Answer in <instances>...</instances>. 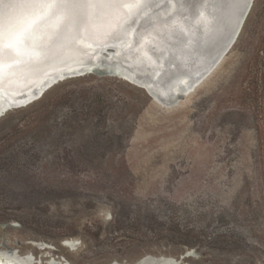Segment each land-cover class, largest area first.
I'll use <instances>...</instances> for the list:
<instances>
[{"label": "rangeland", "instance_id": "1", "mask_svg": "<svg viewBox=\"0 0 264 264\" xmlns=\"http://www.w3.org/2000/svg\"><path fill=\"white\" fill-rule=\"evenodd\" d=\"M0 242L32 264L189 249V264H264V0L172 107L87 74L1 118Z\"/></svg>", "mask_w": 264, "mask_h": 264}, {"label": "bare ground", "instance_id": "2", "mask_svg": "<svg viewBox=\"0 0 264 264\" xmlns=\"http://www.w3.org/2000/svg\"><path fill=\"white\" fill-rule=\"evenodd\" d=\"M232 1L219 0L221 5L215 10L217 5L212 6V0H148L141 8L136 0H120L116 9L124 12L126 9L130 14L133 12L134 18H116L110 8L113 0H89V5L95 4L89 17L82 11L79 18H64L55 31H50L49 27L55 19L53 15L43 17L26 31L19 58L11 57L0 62V106L25 102L48 80L63 76L69 70L78 72L82 70L77 69L79 67L106 65L131 74L142 72V75H134V79L140 80L148 88L155 103L172 107L183 99L171 100L167 98L168 95L161 94H167L172 89L182 90L185 97L193 91L189 89L204 77L222 53L223 46L231 40L229 35L230 38L224 35L218 40L216 36L223 30L217 31L219 28L215 26L220 24L221 29L226 28V31L232 27V32H235L241 16L228 18L222 10L226 3ZM28 19L33 18H0V52L10 50L6 47L4 36L6 28L15 20L18 23ZM213 37L214 46L208 48L207 44ZM75 76L73 78H79ZM66 79L72 78L62 81ZM61 245L69 248L75 243L64 240ZM37 246L40 250L47 248L42 242H37ZM31 255H17L13 248L0 242V264H32ZM51 256L43 253L39 264H46ZM144 256L142 264H177L170 256ZM57 261L60 263L56 264H63L65 260L58 256Z\"/></svg>", "mask_w": 264, "mask_h": 264}, {"label": "water", "instance_id": "3", "mask_svg": "<svg viewBox=\"0 0 264 264\" xmlns=\"http://www.w3.org/2000/svg\"><path fill=\"white\" fill-rule=\"evenodd\" d=\"M88 1L89 0H0V18H33V19H28L26 21L25 20L18 21V23L21 22L20 25H17L18 23H15L16 22L15 20L11 23V26L9 25V27L6 28L7 30H5V32L7 33L4 35L6 37V42H7L6 47L9 48L10 50L7 52H0V62L3 60L9 59V58L12 59L11 57H13L14 59L19 58V55L21 53L20 45L22 44V41H24L25 39L26 31L30 30L31 27L34 25V23L35 22L37 23L39 19L43 17L50 18L52 14L53 15L52 18H55V19L51 22L52 24H50L51 26L49 27H50V31H55L60 27L64 18H79L81 16L82 11L86 13V17H89L91 12L95 9V4L89 5ZM147 1L148 0H136L137 6L141 8L142 5L147 3ZM252 1L253 0H233L232 3H226V5L222 8L224 13L225 14L227 13L228 18H239V16H241V20L239 24H237L238 26L235 27V32L234 30L232 32V27L230 29L228 28L226 31V28L221 29L223 27L219 26L220 24H218V26H215L216 28H219L217 31L223 30L222 32H218L219 34L217 35L219 36H216L218 40H221L222 38H224V35H226V37L229 35L231 37V40L227 41V43L225 41L226 44L225 46H223L224 49L222 53L219 55V57L217 58V61L215 62V64L212 65L210 70L207 73H205L204 77H202L196 84H194V86L190 88L189 91L194 90V88L198 86L216 68V66L221 62V59H223V56H225L228 53L230 48L236 42V39L239 33L241 32V29L245 23L248 13L252 7V4H253ZM119 2L120 0H113V2H111L110 8L113 10V12H115V17L116 18H119V17L134 18L133 12H131L132 14H130L128 10L126 9H125V12L124 10L118 11L116 9L117 8L116 5ZM214 5H217L215 7V10H216V8L220 7L221 4L219 0H212V6ZM213 11L210 10V12H213ZM123 15L125 17H123ZM214 15L216 16V14ZM70 25H72L71 21H70ZM224 32L226 33L224 34ZM211 41L207 44L208 48L214 46L212 45L214 42V37L211 39ZM108 48H111V47L108 46ZM77 69H82V70L78 72H73L75 71V69H72V70H69V72L65 73L63 76L62 75L56 76V78H52L48 80V82L43 84L41 88H37L38 90H35V95L33 97L27 98L25 102L21 104L20 103L11 104V105L7 104V105L0 106V119L5 116L4 115L5 112L7 111L10 112L9 109H13V110H17L19 108L22 109L25 105L39 98L43 92L46 93L48 89L52 87V85H55L58 81H62L65 78H73L74 75H76L75 77H79V78L82 77L84 74L107 75L109 77L119 79L125 84L137 90H140L146 95V97L149 100L153 101V96L148 91V88L143 83H140L141 82L140 80L136 81L134 79L135 78L134 75H140V74L142 75V72L141 73L135 72V74L134 73L131 74L129 72L123 71L121 68H118V67L113 68V67L106 66V65L79 67ZM158 75H160V73ZM47 79L48 78L42 80V82ZM183 93L184 92L182 90L172 89V90H169L167 94H161V95H165V96L168 95L167 96L168 99L174 100V99H184L185 97L183 96L184 95ZM20 105H23V106H20ZM76 248H77L76 245H73V246H69L68 249L70 251H74ZM145 254H157V253L143 252L139 254H133L128 260H124V259L118 260L116 258H111L108 261L100 262L98 264H106L109 261H111V264L117 263V262H121L123 264H142V261L145 258L144 256ZM158 254H161V253H158ZM193 254H194V250L189 249L173 257L176 260L177 264H189L187 259L191 257ZM61 259L65 260L63 264H70V262L66 260L63 256H61ZM56 263H60V261H54L53 259H50L49 261L46 262V264H56ZM150 263L151 264H170L169 262H160V263L150 262Z\"/></svg>", "mask_w": 264, "mask_h": 264}]
</instances>
